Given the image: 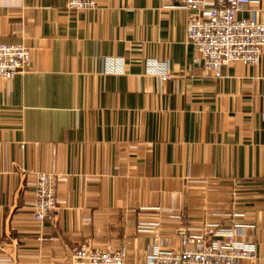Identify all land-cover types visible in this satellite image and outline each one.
<instances>
[{"label":"crops","instance_id":"0c3cea01","mask_svg":"<svg viewBox=\"0 0 264 264\" xmlns=\"http://www.w3.org/2000/svg\"><path fill=\"white\" fill-rule=\"evenodd\" d=\"M65 1L0 0V43L30 53L28 71L0 79V264H68L80 245L145 264L155 238L176 249L177 228H226L232 211L256 246L238 264H264V48L257 66L213 79L192 62L178 6L94 0L76 12ZM249 1L236 17L264 24V0ZM36 172L56 179L41 222ZM153 221L154 233L136 230Z\"/></svg>","mask_w":264,"mask_h":264},{"label":"built area","instance_id":"2783aa9c","mask_svg":"<svg viewBox=\"0 0 264 264\" xmlns=\"http://www.w3.org/2000/svg\"><path fill=\"white\" fill-rule=\"evenodd\" d=\"M161 4L178 6L184 13V40L196 52L192 59L209 77H220V68L240 64L257 66L264 48V24L254 16L237 18L249 0H157ZM68 11L95 10L94 0H66ZM30 68V53L19 43H0V79L10 80ZM148 72L159 82L169 79L163 64L150 62ZM56 179L52 174L34 173L31 218L41 222L52 218L56 208ZM228 227L217 223H202L196 233L185 228L174 231L178 248H164L155 238L146 253L145 264H238L256 259V246L241 239L247 224L240 212L227 214ZM158 222L138 224L137 231L154 233ZM156 241V242H155ZM68 264H124L122 248L100 251L80 245L71 251Z\"/></svg>","mask_w":264,"mask_h":264}]
</instances>
